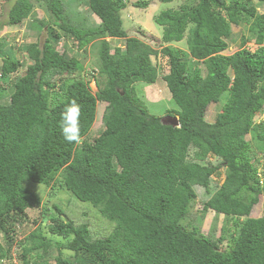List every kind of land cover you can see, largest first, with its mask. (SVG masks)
Segmentation results:
<instances>
[{"label": "trees", "instance_id": "16d2710c", "mask_svg": "<svg viewBox=\"0 0 264 264\" xmlns=\"http://www.w3.org/2000/svg\"><path fill=\"white\" fill-rule=\"evenodd\" d=\"M86 1L99 20L87 29L66 20L62 0H12L0 23V31L17 26L35 2L49 14L48 23L41 20L45 40L29 43L24 59L4 54L0 37V85H10L9 93L0 86V264H264V216L253 211L264 195L256 166L264 158V11L257 10L264 0H190L161 9L154 17L159 51L127 35L123 0ZM232 25H245L240 45L251 39L253 48L224 52ZM107 37L124 38L123 48L111 50ZM69 38L75 50H96L88 79L77 55L54 45ZM183 38L187 51L169 44ZM158 53L167 57L162 79L176 105L162 116L148 111L134 86L156 81L150 56ZM23 64L24 74L9 77ZM54 90L62 95L52 102ZM71 100L81 108L79 144L59 127ZM98 101L107 104L93 132ZM217 103L210 120L207 110ZM169 116L178 125L163 122ZM221 167L223 180L211 192ZM28 181L69 196L64 208L43 209L47 224L31 219L36 226L24 233L27 210L41 204ZM200 188L203 215H224L217 237L181 223Z\"/></svg>", "mask_w": 264, "mask_h": 264}, {"label": "rangeland", "instance_id": "374dc122", "mask_svg": "<svg viewBox=\"0 0 264 264\" xmlns=\"http://www.w3.org/2000/svg\"><path fill=\"white\" fill-rule=\"evenodd\" d=\"M11 1L12 0H0V23L2 24L6 20L5 15L11 4ZM32 1L34 2V0ZM62 1L63 13L66 15L65 18L73 26L79 27L80 29H87L88 27L97 25L99 23L98 18L89 10L86 0ZM136 1L145 2L146 6L144 5L143 7H137L132 5ZM123 2H125L126 5L125 8L120 11V14L123 21V28L126 30L127 35L137 37L140 40L149 44L154 49H157V51H159L163 44L160 43V31L159 28H157L154 24V17L160 12L162 8H177L183 3H190V0H172L171 2L167 3L160 2L158 0H123ZM257 10L259 12H263L264 6H258ZM48 17L49 14L47 13L45 7L42 4L35 2L30 14L26 18H24L20 22V24H18L17 26H3L0 31V37H4L2 38L4 41V44L2 46V51L4 52V54L14 55L16 57H19L20 60L24 59V57H26V53L22 50L29 43L37 42L41 44L45 40L47 36V31L44 23H41V20L45 21L46 23L48 21ZM231 31V38L228 40V48L224 51L225 53H232L236 50L241 49L244 46L250 48L254 47V44L252 43L251 39H247L244 46L240 45V36L247 32L245 30V25H232ZM107 40L109 41L111 50H113V48L117 45L122 48L124 46V38L107 37ZM63 41L64 40H59L58 42L55 41L54 45L56 49L59 52L64 51L67 56H70L71 54L77 55L76 57L83 64V66L85 67V71L87 72V75L85 74V78L88 79L90 77L88 74H90L91 69H95L96 66L97 54L95 48L90 47L88 44L81 49L75 50V43L71 38L66 40L64 43ZM172 45L174 47L187 51L185 38H183L181 41L173 42ZM150 60L157 67V79L152 84L136 82L134 84L135 91L136 95L139 97L141 102L147 107L150 113L162 116L167 110L174 109L176 107V105L171 100L168 88L166 87V84L162 79L163 75L168 72V60L167 57L163 56L161 53H158L157 55H151ZM28 62L29 60H27V63ZM26 64L21 65L18 69V72L16 74H10L9 77L13 78L15 77V75L20 76L24 74L26 70ZM0 86L5 89V92H10L9 84L5 83L1 84ZM89 87L91 92L94 93L96 91V87L92 80L89 82ZM54 91L55 93H51L49 95V100L52 102L59 101L62 95L61 91ZM1 101L4 102L5 99ZM106 104L107 103L105 101L97 102L95 121L93 123V132H98L102 128L101 117ZM220 106L221 103L209 106L206 113L207 118L212 120V117L218 112ZM245 138L249 140L250 134H247ZM254 155L253 159L255 158ZM209 159L211 161L214 160L213 157H210ZM256 166L259 176L263 179L264 158L261 157L260 159H258L256 162ZM223 177L224 168L221 167L219 169L218 175L211 176V192H213L219 186V184L223 180ZM262 185L264 187V180ZM24 186L26 188H29L30 190L35 191L41 199V204L39 207L27 210V218L29 219V222H25L23 225H21V229L24 230L23 232L27 233L33 228H35V223L37 221H41L42 226L48 223V218L46 217L47 212L43 209H48L49 212H54L51 206L55 203L64 208L67 204L66 200L68 199L69 195L60 190H52L47 185L34 183L31 181H28L27 184L25 183ZM197 192V198L192 203L190 212L181 220V223L184 224L186 229L188 230H190L194 225L207 231L210 236L217 237L221 233L220 227L223 224L224 215L220 213L217 214L211 209L205 211L203 215L202 200L205 197V193L201 188L198 189ZM208 196L209 195H207V197ZM253 211L257 216H264V195L261 194L259 196L258 202L253 206ZM31 219L36 220V222L33 223ZM228 226L231 228L230 225ZM16 233L17 236H14V239H21L23 234L19 232ZM224 243H227V241L225 240ZM52 252L53 251L51 250L50 254ZM63 253L67 254V251L64 252L63 250Z\"/></svg>", "mask_w": 264, "mask_h": 264}, {"label": "clouds", "instance_id": "9594fccd", "mask_svg": "<svg viewBox=\"0 0 264 264\" xmlns=\"http://www.w3.org/2000/svg\"><path fill=\"white\" fill-rule=\"evenodd\" d=\"M80 115L81 108L75 100H71L60 114L59 127L62 136L68 143L79 144L81 142ZM263 180L264 178L262 179V177H259V183L261 185Z\"/></svg>", "mask_w": 264, "mask_h": 264}, {"label": "water", "instance_id": "95a60500", "mask_svg": "<svg viewBox=\"0 0 264 264\" xmlns=\"http://www.w3.org/2000/svg\"><path fill=\"white\" fill-rule=\"evenodd\" d=\"M163 122L169 123L171 125H178L177 116H169L166 119H163Z\"/></svg>", "mask_w": 264, "mask_h": 264}, {"label": "crops", "instance_id": "0c3cea01", "mask_svg": "<svg viewBox=\"0 0 264 264\" xmlns=\"http://www.w3.org/2000/svg\"><path fill=\"white\" fill-rule=\"evenodd\" d=\"M166 3H167V2H166ZM162 9H165V8H162ZM154 24H155V23H154ZM155 26H156L157 28H159L160 36H161V28H160L158 25H156V24H155ZM160 36H159V39H160ZM172 43H173V42H172ZM172 43H171V44H172Z\"/></svg>", "mask_w": 264, "mask_h": 264}]
</instances>
